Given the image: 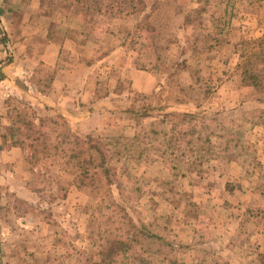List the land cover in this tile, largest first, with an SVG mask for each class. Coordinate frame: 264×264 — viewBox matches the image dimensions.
<instances>
[{"label":"rangeland","instance_id":"rangeland-1","mask_svg":"<svg viewBox=\"0 0 264 264\" xmlns=\"http://www.w3.org/2000/svg\"><path fill=\"white\" fill-rule=\"evenodd\" d=\"M108 1L0 0V66L36 54L50 23L110 106L53 114L0 86V264L99 261L108 239L127 238L112 202L159 237L142 253L151 264H264V81L242 74H264V0ZM83 41L78 61L71 49ZM116 44L119 59L109 56ZM32 69L44 91L53 69ZM23 112L36 129L10 138L13 126L25 131ZM68 131L147 150L138 162L118 157L113 183L83 186L59 166ZM129 255L113 264H134Z\"/></svg>","mask_w":264,"mask_h":264},{"label":"trees","instance_id":"trees-1","mask_svg":"<svg viewBox=\"0 0 264 264\" xmlns=\"http://www.w3.org/2000/svg\"><path fill=\"white\" fill-rule=\"evenodd\" d=\"M126 1L131 0H117L115 2H120V4H123ZM136 1L139 3L140 0ZM108 2L113 4V0H109ZM105 6H108V4H105ZM101 11H103V9L97 10V12ZM254 54L255 52L249 53V55ZM9 60L10 58H7L4 62H8ZM244 65L246 66L247 64L245 63ZM255 70L260 73L262 72L263 74V68L256 69L254 66L251 68H245L242 74L244 75V73H248V78L249 82H251V85L258 86L264 81V74L261 79H256L255 74L257 73ZM25 115V112L19 113L16 115L17 120H15V123L23 124L25 131L22 132V130H20V126H13L9 129L10 138L20 135H26L29 137L31 136V131L36 129L34 128L35 124L32 121L23 120ZM58 137L60 144L59 157L62 159L59 162V166L61 168L72 166L73 169H75L74 175L77 183L83 186H97L99 182H104L106 184L113 183V180L116 177L115 160L118 159V157L130 155L129 157L133 159L132 161L138 162L140 160V156L143 155V153H145L147 150L146 146H144L140 151L137 150L138 147L136 148V145L133 143L131 138L126 139L120 136L81 137L78 134L68 131L66 134H58ZM33 139L34 143L32 142V145L37 146L40 144V142H37L39 140V135L38 137L34 136ZM163 141L165 142V147H178L177 137H173L172 139L166 137ZM12 144L19 147L26 146L25 142L17 139L14 140ZM194 149L198 150L199 147L196 146ZM111 206L113 207L112 217L117 223L116 228L118 231H121L123 228V232L127 238L121 239L119 236H116L118 235L117 233L115 234V237L108 239L106 241V246L98 252L100 256L99 261L92 262L91 264H113L115 260L114 257L118 252L126 257L130 252L131 254L129 257L134 262V264H151V262L147 260L146 257L142 256V253L150 249L147 244L157 240L159 237L156 234L149 232L143 223L136 224L120 203L112 202ZM137 246L140 248H136Z\"/></svg>","mask_w":264,"mask_h":264},{"label":"crops","instance_id":"crops-1","mask_svg":"<svg viewBox=\"0 0 264 264\" xmlns=\"http://www.w3.org/2000/svg\"><path fill=\"white\" fill-rule=\"evenodd\" d=\"M26 25L30 28L31 20L25 23ZM46 25L43 46L36 54L31 57L30 53L24 52L20 63V60L16 61L14 58L0 66V86L6 87L8 91H17L16 93L24 98L27 96L28 99L32 100L33 108H48L49 113L53 114L63 113L65 108H109V95H97L99 83L96 82L95 75L92 77L88 75L86 64L81 65L70 59L68 52L64 50V47L67 48L65 45L67 40H54L49 29L51 24ZM66 30L69 31V28H65ZM83 42V45L78 46L73 43L71 51L76 53L77 60L81 57V54L79 55L77 52L78 47H85L87 43V41ZM22 47L23 49L26 47L24 42ZM122 47V44L111 46L109 56L114 59L118 56L119 59V49ZM73 48L75 49L73 50ZM36 64L53 69V75L49 78L50 81L44 91L35 86L36 83L43 81L41 77L32 74L34 71L32 68ZM77 72L83 74L77 78ZM5 95L1 91L0 98L2 99ZM112 95L117 100L120 97V93H113Z\"/></svg>","mask_w":264,"mask_h":264}]
</instances>
